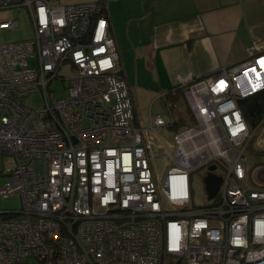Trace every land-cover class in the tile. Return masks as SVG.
Segmentation results:
<instances>
[{
	"label": "built area",
	"instance_id": "built-area-1",
	"mask_svg": "<svg viewBox=\"0 0 264 264\" xmlns=\"http://www.w3.org/2000/svg\"><path fill=\"white\" fill-rule=\"evenodd\" d=\"M23 9L34 37L0 41V156L13 162L0 196L22 198L19 211L0 212V264H264V171L250 180L247 156L264 115L250 129L238 106L264 91L261 49L184 91L194 125L173 146L161 139L172 165L160 181L149 131L176 120L138 128L104 4L0 0ZM19 26L0 20V31ZM55 80L64 99L51 97ZM34 93L41 109L27 104ZM211 166L216 196L187 210L191 173Z\"/></svg>",
	"mask_w": 264,
	"mask_h": 264
},
{
	"label": "crops",
	"instance_id": "crops-1",
	"mask_svg": "<svg viewBox=\"0 0 264 264\" xmlns=\"http://www.w3.org/2000/svg\"><path fill=\"white\" fill-rule=\"evenodd\" d=\"M99 1L106 9L136 124L137 91L154 99L174 96L193 82L244 63L250 46L264 54V0ZM163 103L176 119L177 103L172 109L165 99Z\"/></svg>",
	"mask_w": 264,
	"mask_h": 264
},
{
	"label": "rangeland",
	"instance_id": "rangeland-1",
	"mask_svg": "<svg viewBox=\"0 0 264 264\" xmlns=\"http://www.w3.org/2000/svg\"><path fill=\"white\" fill-rule=\"evenodd\" d=\"M0 20L2 21H19L20 26L14 30L0 31V41L3 43L21 42L32 39L34 37L33 27L30 15L27 10L23 9L21 12L17 10H0ZM32 63H30L31 65ZM61 75L65 76V79L70 77V72L67 69L61 71ZM193 83L184 87V91ZM65 82L55 80L50 90L53 92L51 97L53 100L64 99L67 96V91L64 90ZM137 101L136 117L137 126L140 130L144 131L150 125V118L160 117L167 125L174 115H172L167 107L163 103V98H153L142 94L137 91L135 95ZM184 96H180L177 102V108L174 109V113L181 115L185 119L188 117L189 112L187 103ZM27 104L34 109H41L44 105L42 96L39 93H34L27 98ZM176 116V117H177ZM183 124H188L183 122ZM189 124L188 126H193ZM180 131L179 128L159 130L158 135L149 131V137L152 139L153 147L149 157L151 171L154 177L162 181L167 174L169 167L172 165L170 156L164 153L162 147H164L162 140L169 145H174V135ZM162 139V140H161ZM263 140V141H262ZM248 156V177L250 180L254 175L264 171V165L261 164L264 160V137H255L247 150ZM13 168V162L7 157L0 156V187L7 181L6 177L2 174ZM208 167L194 170L190 175V201L187 210L196 211L200 208H204L209 205L207 201L206 193L203 185V178L206 174ZM22 208V198L19 194H14L9 198L3 199L0 196V212L11 211L16 212ZM28 264H37L34 261H28Z\"/></svg>",
	"mask_w": 264,
	"mask_h": 264
},
{
	"label": "trees",
	"instance_id": "trees-1",
	"mask_svg": "<svg viewBox=\"0 0 264 264\" xmlns=\"http://www.w3.org/2000/svg\"><path fill=\"white\" fill-rule=\"evenodd\" d=\"M106 12V9H105ZM104 12L105 17L106 13ZM119 75L121 76V73L119 72ZM122 77V76H121ZM124 78V77H122ZM175 95L172 96L173 94H166L163 96V98L165 99L167 105L170 106V108H174L176 103L179 100V97L182 95L184 96V88H182L180 91H175ZM184 98V97H183ZM238 106L246 120V122L248 123V126L250 127V129H254L258 123L261 121L263 115H264V91L260 92L254 96H251L249 98L246 99H242L238 102ZM172 114V113H171ZM187 118L184 121V117L179 115L178 117H176V125L177 128L183 127V126H188L189 124H194V120L191 116L190 113H187ZM188 124H183V122H187ZM264 165V160L262 161V163Z\"/></svg>",
	"mask_w": 264,
	"mask_h": 264
},
{
	"label": "water",
	"instance_id": "water-1",
	"mask_svg": "<svg viewBox=\"0 0 264 264\" xmlns=\"http://www.w3.org/2000/svg\"><path fill=\"white\" fill-rule=\"evenodd\" d=\"M215 170L214 166H211L208 169L207 175L203 178V185H204V190L207 196V200H212L221 185V179L217 177L213 172Z\"/></svg>",
	"mask_w": 264,
	"mask_h": 264
}]
</instances>
